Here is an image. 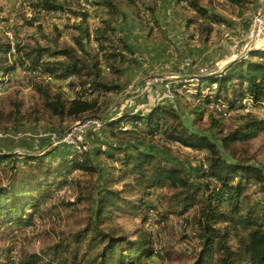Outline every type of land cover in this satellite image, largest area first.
Listing matches in <instances>:
<instances>
[{
  "label": "trees",
  "instance_id": "obj_1",
  "mask_svg": "<svg viewBox=\"0 0 264 264\" xmlns=\"http://www.w3.org/2000/svg\"><path fill=\"white\" fill-rule=\"evenodd\" d=\"M25 1L47 14L63 9L56 0ZM178 2L192 12L186 26L194 25L192 35L202 43L218 32L215 25H232L231 19L214 10L212 0ZM90 4L97 22H89V12L76 13L81 16L79 24L66 38L57 27L50 38L42 35L32 41L19 40L17 32L11 41L1 31V75L11 76L18 68L32 72V87L47 113L71 122L84 115L97 116L111 140L105 149L95 148L96 157L103 155L98 164L90 149L56 148L58 159L51 161L32 151L0 150L1 233L10 225L31 223L40 203L52 196V186L67 182L71 169L89 174L82 181L73 180L77 199L93 205L82 225L60 233L39 252L21 251L14 259L12 247L0 246V264H151L150 258L161 254L151 230L137 227L131 234L119 232L107 222L115 214H129L152 226L173 215L182 217L185 225L178 224V229L191 225L199 247L190 264H264V171L235 157L236 143L264 131V49L250 48L219 72L177 84L190 86L198 100L191 110L193 119L202 120L207 110L219 114L207 126L215 128L214 138L186 125L176 107L165 101L143 113L126 110L103 117L98 113L104 112L111 95L122 94L125 66L134 62V51L117 22L125 20L128 9L142 28L159 29L158 0H91ZM223 4L240 19L245 12L257 13L260 6L259 0ZM4 21L0 11V22ZM26 24L32 25L33 19ZM38 28L42 30L41 25ZM212 86L214 90L203 92ZM210 103L222 107L238 125L223 132L218 128L222 111L207 107ZM12 114H19V105ZM134 121L139 123L136 128L123 130L122 123ZM140 138L200 152L195 174L189 177L182 165L136 143ZM251 185L255 188L249 190Z\"/></svg>",
  "mask_w": 264,
  "mask_h": 264
},
{
  "label": "rangeland",
  "instance_id": "obj_2",
  "mask_svg": "<svg viewBox=\"0 0 264 264\" xmlns=\"http://www.w3.org/2000/svg\"><path fill=\"white\" fill-rule=\"evenodd\" d=\"M56 1L63 6V9L52 15L47 14L40 8H34L30 4L27 5L28 1L25 0H0V11L5 19L4 22H0V35L1 31H3L12 41L17 32L16 38L19 40L32 41L35 37L40 40L42 35L50 38L54 27H57L63 32L62 38H64L72 30L73 26L79 24L81 16L76 13L89 12L91 14L89 17L91 24L98 20L94 13L95 8L90 4L91 0ZM223 2L224 0H212L211 4L216 12L226 15L230 19L228 15L233 13L228 7L224 6ZM252 18L253 14L251 20L249 19L250 22L248 21L251 23L249 28L243 33L245 37L239 35L234 38L232 35V32L235 31V26L238 25L236 22L240 23L242 20H234L233 22L235 23L231 27L219 25V28H217L215 25L218 32H214L213 37L203 46L204 49L201 53L198 54V50L193 51V56H198V58L196 61L186 60L184 66L187 71L184 72L198 75L222 70L228 63L229 57L235 55L232 57L234 59L239 56L236 51L241 50L248 44L252 30ZM30 19H33V24H26V21ZM38 25H41L42 30L38 28ZM155 31L158 32V29ZM232 41L236 42L237 45H234ZM252 47L264 48V45ZM223 50L225 54H222ZM226 54L228 57H226ZM225 59L227 61L224 62ZM32 74V72L22 68L16 69L10 74L11 76L0 74V150L7 151L12 149V152L32 151L34 154H41L45 156V159L51 161L58 159V152L54 151L56 148L57 151L68 149V146V150L74 148L81 151L88 148L91 150L92 160L98 164L100 162L99 157L103 158V155L96 157L98 153L94 152L95 148L105 149L111 140L110 133L103 128L102 120L97 117V124L100 125L99 131H91L86 134L85 147L70 146L65 143L53 144V139L58 134L63 133V129L68 126L69 128L64 132L73 131V126L82 120H86L91 115H84L82 119L72 122L68 119L60 121L56 117L51 116L42 107L40 97L34 92ZM126 78L128 77L124 76V81H127ZM170 80L175 81L167 82L164 81V78L160 81L159 76L150 75V73H146L136 79L128 78L122 94L111 95L110 103L103 108V114H98L105 117L108 113L116 114L126 110L133 113H143L152 104L165 101L176 107L186 125L194 130L204 131L210 134L211 138H214L213 132H215V128L212 129L207 126L211 122V118L218 119L219 114L207 110L204 112L202 120L193 119L194 116L191 115V110L195 109L199 103L191 94L190 86H177L182 80L175 78L173 75ZM187 81L191 82V80ZM160 82L162 83L161 86L157 84ZM214 87L204 89L203 92L214 90ZM16 105H19V114L15 117L12 116V110L16 108ZM116 105L117 107L115 108ZM206 106L215 107L220 112L222 111V117L220 115L219 119L221 123L218 128L223 129V132L232 130L238 125L239 121L228 117L218 104L210 103ZM16 121H18V125H16ZM137 125L139 123L135 121L125 122L122 123V128L123 130L136 128ZM130 141L133 142L135 140L130 139ZM136 143L148 150L167 156L182 165L189 177L195 174L202 156L198 151L181 148L174 144L167 145L157 139L140 138ZM217 143L222 154L229 158L230 156L223 151L224 149H222L219 141ZM235 147L237 148L236 158H244L247 162L261 167L264 171V131L257 132L255 136L246 141L236 143ZM65 177L67 182L58 185L56 181L54 186H52V196L40 203L39 211L34 214L31 223L25 226L10 225V228H5L2 233L0 229V246L7 247L8 245L12 247L11 254L14 259L17 258L21 251L39 252L41 248L52 244L60 233L77 228L83 224L89 214H92L93 205L87 200L77 199V186L75 185V181H82L88 178L89 174L82 173L78 169H71ZM73 179L76 180L74 181ZM1 181L5 183L6 178L3 176ZM250 188L255 187L251 185L249 190ZM137 196H139V192H137ZM181 219L182 217L173 215L169 219L160 222L159 225L154 224L152 226L148 223L143 224L139 221V218L132 217L129 214H115L107 222L115 230L126 232L127 234L133 233L137 227L151 230L152 237L158 244L157 249L161 253L150 258L151 264H190L194 258V251L198 250L199 247H197L191 225L178 229V224L185 225ZM6 233L7 235H5Z\"/></svg>",
  "mask_w": 264,
  "mask_h": 264
},
{
  "label": "crops",
  "instance_id": "obj_3",
  "mask_svg": "<svg viewBox=\"0 0 264 264\" xmlns=\"http://www.w3.org/2000/svg\"><path fill=\"white\" fill-rule=\"evenodd\" d=\"M259 2L258 10L263 7L264 0H259ZM248 13L245 12L242 19L233 14L228 15L232 21L231 26L234 25V20H242L240 23L236 22L238 25L235 26L233 34L231 33L234 38L239 35L244 36L243 33L249 28L251 24L249 19L251 20L254 12ZM191 14L192 12L184 8L178 0H158L157 18L160 26L158 32L155 31L157 29L155 27L150 32L149 27L142 28L131 11L125 9V20H119L117 28L132 47L134 62L126 64L124 76L136 79L146 73H150V75L159 76L160 81L164 78V81L173 82L175 80H170L172 75L183 81H192L195 75L190 72H184L187 71L184 62L186 60L196 61L198 56H193V51L198 50V54L201 53L204 49L203 46L207 42L202 43L198 40L196 34L192 35L194 25H191L189 29L187 28L186 22ZM222 25L220 24V26ZM216 26L219 28V25ZM236 42L232 41L234 45H237ZM244 49L245 46L241 50L236 51L238 52L237 54L240 55ZM222 54H225L224 50ZM232 57H229L228 61L225 59L224 62H229L233 59ZM128 78H126L127 81L125 82H128ZM157 84L161 86L162 83Z\"/></svg>",
  "mask_w": 264,
  "mask_h": 264
},
{
  "label": "built area",
  "instance_id": "obj_4",
  "mask_svg": "<svg viewBox=\"0 0 264 264\" xmlns=\"http://www.w3.org/2000/svg\"><path fill=\"white\" fill-rule=\"evenodd\" d=\"M259 45H264V5L253 15L252 30L249 36L248 44H246L245 47L248 49L249 47ZM91 131H99L97 116L89 117L86 120L80 121V123L73 126V131L58 134L53 139V144L65 143L70 146H84L85 136Z\"/></svg>",
  "mask_w": 264,
  "mask_h": 264
},
{
  "label": "water",
  "instance_id": "obj_5",
  "mask_svg": "<svg viewBox=\"0 0 264 264\" xmlns=\"http://www.w3.org/2000/svg\"><path fill=\"white\" fill-rule=\"evenodd\" d=\"M248 50H249V49H246V48H245L244 51H243L239 56H237L236 58L230 60L228 63H230L231 61H233V60H235V59L240 58L241 56H245V55H247Z\"/></svg>",
  "mask_w": 264,
  "mask_h": 264
},
{
  "label": "bare ground",
  "instance_id": "obj_6",
  "mask_svg": "<svg viewBox=\"0 0 264 264\" xmlns=\"http://www.w3.org/2000/svg\"><path fill=\"white\" fill-rule=\"evenodd\" d=\"M252 48H259V47H252ZM259 49H264V48H259ZM100 126V125H99Z\"/></svg>",
  "mask_w": 264,
  "mask_h": 264
}]
</instances>
